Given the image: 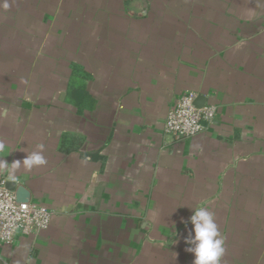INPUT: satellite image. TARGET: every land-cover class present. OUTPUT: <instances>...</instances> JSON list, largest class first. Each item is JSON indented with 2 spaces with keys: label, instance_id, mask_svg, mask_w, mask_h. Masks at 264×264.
Here are the masks:
<instances>
[{
  "label": "crops",
  "instance_id": "0c3cea01",
  "mask_svg": "<svg viewBox=\"0 0 264 264\" xmlns=\"http://www.w3.org/2000/svg\"><path fill=\"white\" fill-rule=\"evenodd\" d=\"M187 90L219 112L179 139ZM0 142V174L54 212L0 264H193L200 207L220 264H264V0H0Z\"/></svg>",
  "mask_w": 264,
  "mask_h": 264
},
{
  "label": "built area",
  "instance_id": "2783aa9c",
  "mask_svg": "<svg viewBox=\"0 0 264 264\" xmlns=\"http://www.w3.org/2000/svg\"><path fill=\"white\" fill-rule=\"evenodd\" d=\"M199 94L187 90L180 95L165 120V133L186 139L197 136L218 115L219 107L211 102L196 105ZM9 181L0 174V243L14 244L18 235H35L50 229L54 212L46 205L31 199L18 203L14 191L6 187Z\"/></svg>",
  "mask_w": 264,
  "mask_h": 264
},
{
  "label": "clouds",
  "instance_id": "9594fccd",
  "mask_svg": "<svg viewBox=\"0 0 264 264\" xmlns=\"http://www.w3.org/2000/svg\"><path fill=\"white\" fill-rule=\"evenodd\" d=\"M3 7L7 9L8 3L5 2ZM37 151L23 159V161H15L11 163V169L14 171L21 164L27 170L34 166H42L47 163L43 155L44 145L38 144ZM7 151L3 142H0V152ZM9 163L5 160H0V170L8 169ZM189 223L192 225L188 236L185 238V243L188 245L186 251L194 254L195 259L193 264H220L221 257L224 254V239L220 236L218 226L215 223L214 213L207 208L200 207L193 211L189 218Z\"/></svg>",
  "mask_w": 264,
  "mask_h": 264
},
{
  "label": "water",
  "instance_id": "95a60500",
  "mask_svg": "<svg viewBox=\"0 0 264 264\" xmlns=\"http://www.w3.org/2000/svg\"><path fill=\"white\" fill-rule=\"evenodd\" d=\"M205 102L206 97L203 95H199L195 103L198 107H201ZM6 187L14 191L18 203L29 202L32 199L31 191L22 183H18L14 180H9L6 183Z\"/></svg>",
  "mask_w": 264,
  "mask_h": 264
}]
</instances>
